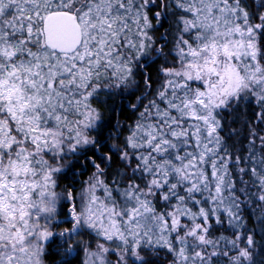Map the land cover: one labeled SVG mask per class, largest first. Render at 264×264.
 Instances as JSON below:
<instances>
[{"label": "snow or ice", "instance_id": "obj_1", "mask_svg": "<svg viewBox=\"0 0 264 264\" xmlns=\"http://www.w3.org/2000/svg\"><path fill=\"white\" fill-rule=\"evenodd\" d=\"M0 264H264V0H0Z\"/></svg>", "mask_w": 264, "mask_h": 264}]
</instances>
